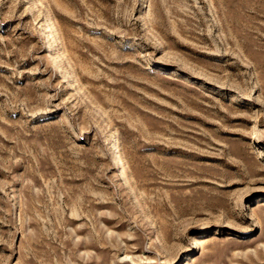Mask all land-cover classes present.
Returning <instances> with one entry per match:
<instances>
[{
  "label": "rangeland",
  "instance_id": "374dc122",
  "mask_svg": "<svg viewBox=\"0 0 264 264\" xmlns=\"http://www.w3.org/2000/svg\"><path fill=\"white\" fill-rule=\"evenodd\" d=\"M0 264H264V0H0Z\"/></svg>",
  "mask_w": 264,
  "mask_h": 264
}]
</instances>
